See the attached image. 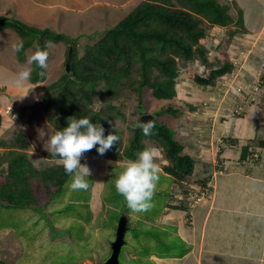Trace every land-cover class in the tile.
I'll return each mask as SVG.
<instances>
[{
	"label": "rangeland",
	"instance_id": "obj_1",
	"mask_svg": "<svg viewBox=\"0 0 264 264\" xmlns=\"http://www.w3.org/2000/svg\"><path fill=\"white\" fill-rule=\"evenodd\" d=\"M142 1L93 0L94 6L88 12L78 14V19L68 17L69 31L64 33L72 44L69 41L50 43L52 56L48 59L46 71L47 76L51 72L48 84L67 72L68 49H74L79 59L88 47L95 45L108 29ZM217 1L230 5L235 19L224 28L225 33L214 25L204 39V45L210 57L219 52L227 53L233 69L211 85H200L194 80L196 73L209 75L210 69L199 57L187 64L181 62L183 72L177 84L178 93L172 99L156 98L150 87L144 88L140 94L124 89L121 95L126 97L117 105L122 113H116L114 121V128L116 126L120 136L119 156H122L110 158L87 156L85 153L80 162L91 169L87 191L72 190L70 178L54 198L44 202V207L20 208L0 202V259L11 264H104L112 253L109 244L116 240L120 221L126 218L128 223L120 264H153V253L163 256L186 249L178 227L165 223L164 215L171 204L183 201L188 207H193L192 204L197 206L207 201L210 196L200 195L197 200L195 193L202 183L208 185L211 182L210 190H217L216 179H220L222 174L228 177L232 171L250 176L264 173V146L259 144L264 139V87L258 85L264 80V29L258 30L264 24V6L261 0H244L245 8L241 0ZM244 11L252 13L247 21ZM233 30L236 37L227 40L228 33L231 37ZM214 37L218 38V44ZM38 38L39 34H34L33 44L27 47V57L16 60L12 59L16 57L12 45L17 43L19 35L10 28L0 31V111L3 115L0 149L2 152L11 149L19 131L24 129L32 140L27 150L30 159L36 166L48 168L60 163L59 158L47 157L45 151L49 149L48 140L54 133L45 119L42 94L46 92L47 84L29 92V87H24L26 83L23 87L16 84L17 74L35 51ZM31 67L34 70V64ZM135 68L139 70L140 65L135 64ZM247 69L250 76L245 75ZM97 95L93 98L94 103L89 105L92 109L101 108L98 99L103 100L104 94ZM8 105L18 108L20 115L17 118L5 112ZM144 114H152L154 121L170 126L174 138L182 146L180 153L192 155L196 160V170L181 182L176 180L166 172L165 167L171 163L164 147L159 141L143 136L145 148L161 149L157 162L162 172L153 198L154 207L148 212L132 213L124 197L116 191L114 180L122 171V165L134 160L126 157L125 152ZM237 122L239 126L254 123L257 127L255 136L248 137L245 131L236 134ZM240 140L243 141L241 144ZM2 142H6L5 148ZM246 143L252 146L243 157ZM0 171L4 169L0 168ZM257 227L262 230V224Z\"/></svg>",
	"mask_w": 264,
	"mask_h": 264
},
{
	"label": "trees",
	"instance_id": "obj_2",
	"mask_svg": "<svg viewBox=\"0 0 264 264\" xmlns=\"http://www.w3.org/2000/svg\"><path fill=\"white\" fill-rule=\"evenodd\" d=\"M234 19L231 6L217 0H143L118 24L108 29L95 45L88 47L79 59L74 49H68L67 61L71 60V70L47 84L46 92L42 94L46 121L55 132L67 127L69 117H88L93 123L99 122L104 127L105 136L110 132L117 134L114 130L115 114L122 113L117 105L126 97L125 94L121 95L124 89L140 94L144 88L150 87L156 98L172 99L177 96V84L183 72L180 63L187 64L198 57L210 69V73H196L195 82L200 85L213 84L217 78L233 69V63L225 52L210 57L204 39L214 25L226 27ZM1 20H5V23L2 24ZM6 24L14 27L24 42L23 49L18 52L20 59L25 58L27 47L33 44L34 34H39L37 46L41 49L51 41L63 40L72 44L70 37L64 33L50 30H41L40 33L39 29L19 20L7 19L6 22V18L1 17L0 26ZM231 32L233 36L235 30ZM48 51L51 55L50 47ZM137 63L139 70L135 68ZM34 66L31 81L45 80L47 75L39 77L37 73L41 69ZM100 93L104 94L103 100L98 99L101 108L92 109L89 105ZM143 136L142 130L136 127L134 138L126 148V157L134 160L138 157L146 145L142 142ZM147 137L159 141L164 147L171 163L165 167L166 172L176 180L181 182L185 176L195 172L196 160L188 153H180L182 146L174 138L169 125L155 120L153 134ZM5 144L2 142L4 148ZM259 144L264 146V139ZM31 145L30 137L20 130L11 149L0 152V168L4 169L0 171V202L3 204L20 208L44 207V202L54 198L71 178L61 164L48 168L36 166L27 151ZM96 147L86 152L87 156H122H119L118 142L103 156L97 153ZM244 148L242 156L246 157L248 146ZM45 151L47 157L59 158ZM178 206L188 207L183 201ZM109 245L112 251V242ZM0 264L11 263L0 259Z\"/></svg>",
	"mask_w": 264,
	"mask_h": 264
},
{
	"label": "crops",
	"instance_id": "obj_3",
	"mask_svg": "<svg viewBox=\"0 0 264 264\" xmlns=\"http://www.w3.org/2000/svg\"><path fill=\"white\" fill-rule=\"evenodd\" d=\"M241 2L245 8L244 0ZM261 3L264 6V0H261ZM93 6V0H0V18L5 17L6 22L7 19L19 20L32 28L39 29L40 33L41 30L64 33L69 31L68 17L75 20L78 14L88 12ZM251 15L250 11L247 14L244 11L246 21ZM1 22L3 24L5 20ZM262 23H264V18ZM217 27L222 32L224 28L226 29V27ZM7 28L19 35L17 40L19 42L21 35L14 27L6 24L0 26V31ZM261 29H264V24L262 28H258V30ZM228 35L227 40L236 37V35L230 37L229 33ZM214 39L218 44V38L214 37ZM15 53L16 57L12 59L19 60L18 52ZM50 56H52V51ZM26 57L27 50L25 51ZM251 69L253 70V67ZM50 75L49 71L45 80L30 81L24 87L37 90L39 86L43 87L48 84L47 80ZM245 75L250 76L248 69ZM235 126L236 134L246 132L248 137L255 136L257 127L254 123L239 126L237 122ZM247 146L250 149L249 146L252 145L247 144ZM2 151L1 148L0 152ZM232 172V175L228 177L222 174L220 179H216L217 190L212 192L207 201L187 208H180L179 204H171L168 207L164 215L165 223L178 227V234L182 241L184 240L186 249L177 254L163 256H156L153 253V264H264V173L258 174L257 172L250 176L244 172ZM178 199H180L179 196ZM173 205L177 207H172ZM258 224H262L263 231L257 227Z\"/></svg>",
	"mask_w": 264,
	"mask_h": 264
},
{
	"label": "clouds",
	"instance_id": "obj_4",
	"mask_svg": "<svg viewBox=\"0 0 264 264\" xmlns=\"http://www.w3.org/2000/svg\"><path fill=\"white\" fill-rule=\"evenodd\" d=\"M49 46L50 42H46L43 49L37 46L35 51L28 56L26 66L18 72L16 77L18 87H23L25 83L31 81L33 71L31 65L33 64L41 69L37 73L39 77L44 78L46 76L50 55ZM23 47V40L12 45L15 52H20ZM34 89L29 88L27 91ZM9 106L18 109L13 105H8L5 112ZM136 127L142 130L144 136H150L155 128V121H140ZM114 130L117 132L116 126ZM104 133L105 129L99 122L93 123L88 117H69L67 127L55 131L50 136L48 151L52 156L59 157L58 163L63 166L65 173L71 176L69 187L72 190L87 191L89 189L88 178L91 176V169L86 163L81 164L80 162L84 154L99 145V147H96V151L103 156L114 144L120 141L119 135L110 132L105 136ZM160 156L161 149L156 147L145 148L138 153L137 159L128 160L122 165V171L114 180L116 191L124 197L127 208L132 213L148 212L154 207L153 198L162 172L161 166L157 162ZM108 163L111 164L112 162L108 161ZM204 186L209 187V191L205 195L207 198L213 192L210 190V183L208 185L202 183L197 193L201 195Z\"/></svg>",
	"mask_w": 264,
	"mask_h": 264
},
{
	"label": "water",
	"instance_id": "obj_5",
	"mask_svg": "<svg viewBox=\"0 0 264 264\" xmlns=\"http://www.w3.org/2000/svg\"><path fill=\"white\" fill-rule=\"evenodd\" d=\"M70 66H71V60L69 59L67 62L68 70ZM148 120H154V115L152 114L142 115L141 117L142 122H147ZM0 124H2V113L1 112H0ZM127 223H128V220L126 218H123L120 221V224L118 226V233H117L116 240L112 243V253L104 264H120L119 256H120L122 246L125 242L124 234L127 229Z\"/></svg>",
	"mask_w": 264,
	"mask_h": 264
},
{
	"label": "built area",
	"instance_id": "obj_6",
	"mask_svg": "<svg viewBox=\"0 0 264 264\" xmlns=\"http://www.w3.org/2000/svg\"><path fill=\"white\" fill-rule=\"evenodd\" d=\"M258 85L264 87V80H262V83H259ZM6 112L11 113L12 117H14V118H17V117L19 116V111H18V109L14 108V107H12V106H9V107L6 109ZM208 191H209V187H208V186H204V187H202V193H201V196H205L206 193H207ZM196 194H198V193H195L194 198L197 199V200H199L201 197H199L200 195L198 194V197H199V198H198V197L196 198ZM197 200H196V201H197ZM192 205H193V204H192Z\"/></svg>",
	"mask_w": 264,
	"mask_h": 264
}]
</instances>
